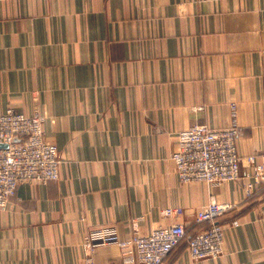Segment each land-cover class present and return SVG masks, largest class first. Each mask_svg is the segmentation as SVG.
<instances>
[{
    "label": "crops",
    "instance_id": "crops-1",
    "mask_svg": "<svg viewBox=\"0 0 264 264\" xmlns=\"http://www.w3.org/2000/svg\"><path fill=\"white\" fill-rule=\"evenodd\" d=\"M7 108L42 117L60 162L0 209V264H84L85 243L109 264L133 219L181 207L162 221L191 233L211 198L232 204L223 255L193 261L182 241L163 264H264V184L181 183L171 159L180 130L233 123L241 171L264 155V0H0Z\"/></svg>",
    "mask_w": 264,
    "mask_h": 264
},
{
    "label": "built area",
    "instance_id": "built-area-1",
    "mask_svg": "<svg viewBox=\"0 0 264 264\" xmlns=\"http://www.w3.org/2000/svg\"><path fill=\"white\" fill-rule=\"evenodd\" d=\"M258 46L256 41L252 44ZM203 49H211L207 45ZM221 48V47H219ZM223 49V48H222ZM237 105L230 104L231 114L236 115ZM42 117L25 115L12 108L0 112V209L4 208L22 183H45L59 177V156L56 144L44 138ZM238 127L209 128L194 125L178 133V146L171 158L181 183L203 181L221 185L244 178L242 187L247 196L264 184V155H247L246 166L241 171V156L236 149ZM17 139L16 141L14 139ZM232 208L230 202L211 198L197 211L194 224L198 230L189 233L181 221L165 223L162 220L180 217L181 207H168L160 211L161 222H154L146 231L144 217L132 221L131 234L119 241V260L109 264H163L171 251L182 241L186 242L193 261L213 259L224 253L225 234L220 217ZM232 225H238L236 220ZM87 256L84 264H95L85 243Z\"/></svg>",
    "mask_w": 264,
    "mask_h": 264
},
{
    "label": "water",
    "instance_id": "water-1",
    "mask_svg": "<svg viewBox=\"0 0 264 264\" xmlns=\"http://www.w3.org/2000/svg\"><path fill=\"white\" fill-rule=\"evenodd\" d=\"M15 141L17 140L16 138L14 139ZM7 145L6 144H0V148H6Z\"/></svg>",
    "mask_w": 264,
    "mask_h": 264
},
{
    "label": "rangeland",
    "instance_id": "rangeland-1",
    "mask_svg": "<svg viewBox=\"0 0 264 264\" xmlns=\"http://www.w3.org/2000/svg\"><path fill=\"white\" fill-rule=\"evenodd\" d=\"M183 130H184V129H183ZM180 131H182V130H180ZM180 131H179V132H180ZM172 154H173V153H172ZM171 156H172V155H171ZM171 159H172V158H171ZM172 161H173V160H172ZM173 163H174V162H173ZM174 165H175V164H174ZM175 170H176V167H175ZM176 176H177V175H176ZM231 182H233V181H231ZM225 183H226V182H225Z\"/></svg>",
    "mask_w": 264,
    "mask_h": 264
}]
</instances>
